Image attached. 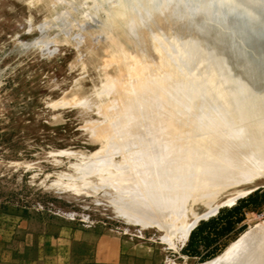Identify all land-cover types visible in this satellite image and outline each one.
Listing matches in <instances>:
<instances>
[{"label": "rangeland", "instance_id": "374dc122", "mask_svg": "<svg viewBox=\"0 0 264 264\" xmlns=\"http://www.w3.org/2000/svg\"><path fill=\"white\" fill-rule=\"evenodd\" d=\"M130 1L0 0V264H22L29 234L59 235L61 230L94 242L122 240L125 249L141 250L158 264H201L246 232L264 234V169L214 178L208 191L186 194L180 212L184 222L237 198L200 219L186 241L165 239V229L130 219L121 210L132 206L137 193L132 181L119 176L149 165L167 145L165 138L144 142L149 114L129 128L134 116L117 89L126 76L110 60L108 47L124 21L130 23ZM192 59L204 63L197 52ZM213 110L189 109L188 115L207 120ZM235 112L241 122L249 116L241 109ZM231 115L223 116L226 135L238 123ZM167 210L165 219L172 224L179 214Z\"/></svg>", "mask_w": 264, "mask_h": 264}, {"label": "bare ground", "instance_id": "6f19581e", "mask_svg": "<svg viewBox=\"0 0 264 264\" xmlns=\"http://www.w3.org/2000/svg\"><path fill=\"white\" fill-rule=\"evenodd\" d=\"M127 11L130 23L124 21L108 47L110 60H116L126 76L117 89L134 116L127 124L134 128L142 114H149L150 133L144 142L165 138L167 145L151 156L149 165L133 166L134 172L119 176L132 181L137 193L132 206L121 210L130 219L165 229V239L186 241L200 219L237 199L220 201L184 222L180 212L186 194L208 191L214 178L226 180L247 169L251 174L250 168L264 169V0H131ZM194 52L204 58L202 65L195 64ZM189 109L215 112L198 120L196 113L188 115ZM236 109L249 116L238 121ZM228 114L238 123L226 135L223 116ZM149 207L158 209L152 213ZM168 208L179 214L172 224L165 219ZM201 264H264V234L246 232Z\"/></svg>", "mask_w": 264, "mask_h": 264}, {"label": "crops", "instance_id": "0c3cea01", "mask_svg": "<svg viewBox=\"0 0 264 264\" xmlns=\"http://www.w3.org/2000/svg\"><path fill=\"white\" fill-rule=\"evenodd\" d=\"M22 264H158L141 250L124 248V241L103 237L90 241L75 234H29Z\"/></svg>", "mask_w": 264, "mask_h": 264}, {"label": "trees", "instance_id": "16d2710c", "mask_svg": "<svg viewBox=\"0 0 264 264\" xmlns=\"http://www.w3.org/2000/svg\"><path fill=\"white\" fill-rule=\"evenodd\" d=\"M220 219V217H218V218H216V219H210L207 223H204L203 225H200L199 224V228H198V230H201L204 226H209V225H212V224H214V223H216L218 220ZM194 235V233L192 232V234H191V237ZM210 241H211V237H210V235H207L206 237H205V242L206 243H210ZM196 253V252H195ZM196 256V255H195Z\"/></svg>", "mask_w": 264, "mask_h": 264}]
</instances>
